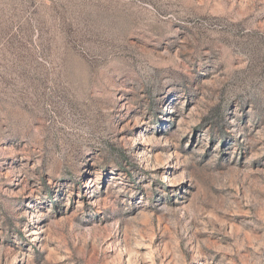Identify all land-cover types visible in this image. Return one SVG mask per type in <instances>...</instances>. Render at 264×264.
Wrapping results in <instances>:
<instances>
[{
	"label": "rangeland",
	"instance_id": "1",
	"mask_svg": "<svg viewBox=\"0 0 264 264\" xmlns=\"http://www.w3.org/2000/svg\"><path fill=\"white\" fill-rule=\"evenodd\" d=\"M0 264H264V0H0Z\"/></svg>",
	"mask_w": 264,
	"mask_h": 264
}]
</instances>
